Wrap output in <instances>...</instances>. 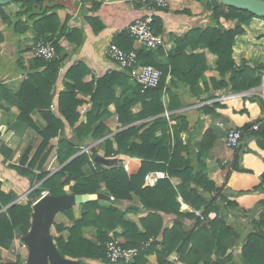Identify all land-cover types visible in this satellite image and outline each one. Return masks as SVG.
<instances>
[{
    "label": "crops",
    "instance_id": "1",
    "mask_svg": "<svg viewBox=\"0 0 264 264\" xmlns=\"http://www.w3.org/2000/svg\"><path fill=\"white\" fill-rule=\"evenodd\" d=\"M169 3L167 9L154 10V16L160 26L158 35L164 38L165 46L157 50H147L144 45L135 42L133 49L139 52H151L155 64L168 67L166 89L178 95L182 107L172 113L166 111L163 116L169 120L170 115L176 112L177 115L186 117L188 127L181 135V139L183 144L188 146L189 151L184 152L182 157L190 160L196 171H202L217 187L223 186V193L228 196L227 198L238 204L236 208H227L223 200L219 199L217 202L225 221L241 235L238 241L240 245L248 235L246 232L251 227L250 222L259 216L264 206L261 205L264 202L263 189L246 193L261 183L264 173V151L258 147L256 139L251 136L245 137L238 151L227 150L224 140L230 129L244 128L253 121L264 120V109L259 105L260 100L264 101V90L262 86L240 93H235L228 88L215 89L213 80L222 79L217 71V57L206 46L201 45L199 40V32L211 25V13L199 0H169ZM22 12L21 3L18 2L0 7V33L3 37L0 44V86H7L8 91L12 92L17 91L29 75L45 70L44 67L36 66L32 52L37 43L35 23L40 16L32 19L30 13L19 17ZM44 12L46 15H43ZM32 14H40L44 17L55 15L60 26L59 32L53 37L62 49L60 55L62 65L59 78L52 91L53 101L50 112L61 117L58 111L59 97L61 93L68 91L67 85L73 84L65 78L71 67L82 64L88 69L89 74L84 78L81 90L77 93V100L82 103L76 109L79 119L74 127H70L63 120L65 129L50 142L53 150L42 170L28 168L42 138L34 128L18 120L21 112L16 106L10 104L5 98H0V187L1 192L12 196V205L19 206H26L29 202L28 195L33 190L41 189L47 179L83 154H87L93 164L83 169L87 177L93 173V169H97V166L110 170L113 167L120 165L126 167L130 164L136 170L140 162L138 159L127 156L106 158L104 141H114L117 134L151 120L129 122L124 127L120 124L117 102H122V99L126 97L130 100L134 99L138 87L126 76L123 81L116 82L109 89L104 100L110 103L106 110H101L100 113L104 115L93 126L96 128L102 124L106 129V136L98 141L87 138L82 143L79 153L61 165L57 159V150L61 141L76 140V129L87 124L88 115L94 107L88 87L93 84V90H96L105 75L113 71L119 72L108 59L109 45L117 42L116 40H119L118 38L131 23L146 17L149 10L147 6L134 0H44L40 6H35ZM16 22H21V26L16 27ZM262 22L257 19L253 20L250 26L244 27L246 33L236 38L233 45V59L237 65H240L242 61L248 62L249 66L264 65V45L260 44L264 41ZM234 26L235 23L227 24V28ZM251 27L254 31L250 30ZM23 28L26 30L23 31ZM62 28L66 29V35L61 33ZM189 83L199 86L201 91L198 96L192 94L188 87ZM168 102L169 97L166 94L163 98L165 108ZM141 109V104H135L131 107L130 113L136 115ZM41 114L40 110H35L30 116L39 129L45 126ZM207 134L209 136L205 139ZM160 136L161 134L158 133L157 137ZM202 149H204V155L199 158ZM27 151H30L29 161L23 168L32 171L35 176L43 172L49 173L43 181L34 180L33 187L31 186L32 177L23 176L13 169L21 166V159ZM152 173H164L166 176L164 179H169L175 187L181 183L179 178H171L167 172L153 171L148 174ZM228 174L230 176L226 180ZM76 184H83V179L81 178L78 182L71 181L65 190L72 191ZM145 186L148 185L145 183ZM44 192L46 195H43ZM44 192L41 199L49 196L47 191ZM64 196L85 198L83 202L69 206L73 208L74 217L77 219L81 217L85 204L96 201L102 207L118 208L125 214L126 221L135 224L140 232L145 233L142 220L147 218L150 211L143 207L140 198L135 194L132 195L131 200L117 201L102 184L96 194ZM177 201L181 206V212L194 214L195 218H201L197 213L203 214L204 208L194 210L185 204L181 197H177ZM12 205L0 213L7 212ZM62 211L55 215L52 224L55 223L54 226L63 224L65 228H70L72 222L62 214ZM160 214L163 219V228L172 229L177 217L162 212ZM211 214H213V219L210 220H214L217 213ZM33 221L34 217H32V224ZM182 222L184 228L190 230L194 227L196 220L184 219ZM202 222L205 223V220ZM96 233L95 228H86L83 230V237L96 242ZM121 234L122 228L117 227L109 232V237L125 243L126 240ZM58 235L56 232L52 237V242L58 254L59 264H109L107 259H75L62 256L53 239ZM62 236L67 239L68 232L65 231ZM161 238L162 235H160ZM26 240L27 237L16 238L9 250L0 247V264H16L19 257H21L19 264H29L32 254ZM146 260L148 264H158L156 254L147 256ZM169 261L172 264H185L179 260L177 252L170 255ZM48 264H52L50 260Z\"/></svg>",
    "mask_w": 264,
    "mask_h": 264
},
{
    "label": "trees",
    "instance_id": "2",
    "mask_svg": "<svg viewBox=\"0 0 264 264\" xmlns=\"http://www.w3.org/2000/svg\"><path fill=\"white\" fill-rule=\"evenodd\" d=\"M199 1L204 3L206 10L211 13V25L199 32V40L201 45L206 46L217 57V71L222 79L220 81L213 80L215 89L228 88L235 93H240L260 88L263 83L264 65L249 66L246 61L237 65L233 59V45L238 36L246 33L245 26H250L255 19L264 22V18L228 7L215 0ZM17 2L21 3L23 9L19 17L30 13L32 19L40 16L35 23L37 42L39 40L51 42L56 50V58L50 62L35 58L36 66L44 67L45 70L29 75L17 91H8L7 86H0V98H5L10 104L16 106L21 112L18 120L34 128L42 138L28 167L32 170L36 168L42 170L53 150L50 142L65 129L63 120L70 127H74L79 119L76 109L82 103L77 100V93L81 90L83 80L89 71L82 64L70 68L65 78L73 84H66L68 91L60 94L58 102V111L62 118L51 113L52 91L59 78L62 65L60 58L62 49L53 37L60 30L58 19L55 15L44 17L40 14H32L35 6H40L44 0H14L12 3ZM43 15H46L45 12ZM232 23H235V26L227 28V24ZM21 24V22H16L15 26L19 27ZM153 28L158 35L160 26L156 18ZM25 30L26 28H23V31ZM61 33L66 35V29L62 28ZM46 35L52 36L47 37ZM118 39L113 43L122 50L126 52L134 50L135 41L127 31ZM2 41L3 37L0 33V44ZM137 52L142 65L155 67L162 72L161 83L157 89L145 92L137 87L134 99L130 100L126 97L122 99V102H117V113L123 127L129 122L151 120L117 134L114 141H104L106 158H111L114 155L115 157L127 156L138 159L140 162L137 169H133L130 164L126 167L122 165L113 167L110 170L97 166V169H93V173L87 177L83 169L93 164L89 156L83 154L47 179L41 189L33 190L28 195L29 202L26 206L12 205V196L1 192L0 187V211L12 205L7 212L0 213L1 248L9 250L16 238L28 236L32 228L33 206L41 199L44 191H47L50 197L96 194L104 184L107 192L117 201L131 200L133 194L140 198L143 207L150 211L147 218L142 220L145 233L140 232L135 224L126 221L125 214L116 207H102L96 201L89 202L83 206L81 217L78 219L74 217L73 208L66 207L62 214L69 218L72 226L65 228L63 224H56L55 229L59 235L53 238L62 256L75 259L106 260L105 246L113 239L109 237V232L121 227V236L126 240L123 246L140 251L139 256L130 264H148L146 257L151 254H156L158 264H172L169 257L173 252H177L179 260L185 264H235L233 263V249L240 241L241 235L225 221L217 202L219 199L223 200L227 208H236L238 204L227 198L228 196L223 193V186L217 187L213 181L208 180L202 171H196L190 160L182 157L184 152L189 151L188 146L184 145L181 139V135L186 132L188 127L187 119L183 115H177L176 112L170 115L169 120L163 116L166 111L172 113L182 107L178 95L170 89H166L168 67L155 64L151 52ZM126 76L129 77L126 73L109 72L100 80L96 90H93V84L88 87L94 107L88 115L87 124L76 129V140L73 142L61 141L57 150V159L61 165L79 153L82 143L87 138L90 137L94 141H98L106 136V129L102 124L96 128L93 126L103 117L104 113H100L101 110H106L110 103L108 100H104L109 89L116 82L123 81ZM188 87L193 95L200 94L201 90L197 84L189 83ZM166 94L169 97L167 108L163 103ZM135 104L142 105L141 111L136 115L130 113L131 107ZM259 105L264 109L263 100L259 101ZM35 110H40L42 113L41 118L45 122L42 129L37 128L30 117ZM257 125L258 130L254 131L253 127ZM238 129L243 132L244 139L246 136L256 139L258 147L264 151L263 119L253 121L248 126ZM158 133L161 134L160 137H157ZM208 136L209 134L205 139ZM132 140L135 141L131 142ZM29 155L30 151H27L21 159L22 167L13 169L23 176L32 177L31 186L33 187L34 180L43 181L49 176V173L43 172L35 176L32 171L25 170L23 167L28 163ZM203 155L204 149H202L199 158ZM153 171L167 172L171 178H179L181 183L175 187L169 179H164L154 187L145 186V176ZM229 176L230 174L226 180L229 179ZM81 178L83 184H76L70 192L65 190L71 181L78 182ZM260 189L264 190V173L261 183L246 193ZM177 197H181L183 202L194 210L204 208L202 216L206 218L205 223L201 218H195L194 214L181 212ZM261 205L263 206L264 202ZM161 212L177 217L172 229L163 228ZM211 213H217L214 220H208ZM184 219H195L194 227L186 230L182 222ZM252 225L253 230L245 238L241 250V262L242 264H264V206L257 219L252 220ZM91 227L97 231L96 242H91L83 237V230ZM65 231L68 232L67 239L62 236ZM160 235H162L161 239ZM147 244L149 246H146ZM18 260L16 264L21 263V257Z\"/></svg>",
    "mask_w": 264,
    "mask_h": 264
},
{
    "label": "built area",
    "instance_id": "3",
    "mask_svg": "<svg viewBox=\"0 0 264 264\" xmlns=\"http://www.w3.org/2000/svg\"><path fill=\"white\" fill-rule=\"evenodd\" d=\"M137 3L147 6L149 14L131 23L126 31L136 42L144 45L147 50H157L165 46V40L154 31V10L167 9L169 0H134ZM34 58L50 62L56 58V50L51 42L39 40L32 49ZM108 59L116 66L119 72L126 73L129 78L141 88L142 92L157 89L160 86L162 72L155 67L142 65L136 50L126 52L118 45L111 43L108 47ZM262 88L264 90V73L262 77ZM253 130H258L254 126ZM225 146L229 151H238L244 141L243 132L239 129H230L225 137ZM1 149V142H0ZM114 156V155H113ZM166 178L164 173H152L145 176V183L148 186H155L160 180ZM43 195H46L44 192ZM230 200V198H229ZM202 220H206L202 214L197 213ZM208 219H213L209 214ZM25 247L24 244H21ZM146 246H149L147 244ZM106 256L109 264H130L139 256V249L125 248L118 239H111L106 243Z\"/></svg>",
    "mask_w": 264,
    "mask_h": 264
},
{
    "label": "water",
    "instance_id": "4",
    "mask_svg": "<svg viewBox=\"0 0 264 264\" xmlns=\"http://www.w3.org/2000/svg\"><path fill=\"white\" fill-rule=\"evenodd\" d=\"M14 0H0V7ZM228 7L249 12L259 18H264V0H215ZM83 197H44L34 205V221L26 242L31 249L32 258L29 264H59V258L53 246L50 226L55 215L64 208L81 203Z\"/></svg>",
    "mask_w": 264,
    "mask_h": 264
},
{
    "label": "rangeland",
    "instance_id": "5",
    "mask_svg": "<svg viewBox=\"0 0 264 264\" xmlns=\"http://www.w3.org/2000/svg\"><path fill=\"white\" fill-rule=\"evenodd\" d=\"M261 24H264V22H262ZM259 27H260V26H259ZM262 27H263V25H262ZM262 27H260V28H262ZM258 29H259V28H258ZM250 30H251V31H254L252 27H251ZM250 30H249V32L251 33ZM262 38H264V37H262ZM260 44H263V45H264V41L261 42ZM257 48H258V46H257ZM112 158H114V157H112ZM32 217H34V213H33V216H32ZM256 219H257V218H256ZM250 223H251V227L249 228L248 232H246V234H249V233L252 232V230H253L252 221H251ZM54 224H55V223H53V224L51 225V230H50V231H51V237H53V236L56 234ZM244 242H245V240H244L240 245L238 244V245L233 249V263H235V264H242L240 256H241V250H242V247H243V245H244Z\"/></svg>",
    "mask_w": 264,
    "mask_h": 264
}]
</instances>
